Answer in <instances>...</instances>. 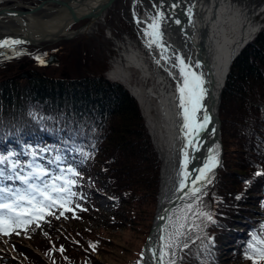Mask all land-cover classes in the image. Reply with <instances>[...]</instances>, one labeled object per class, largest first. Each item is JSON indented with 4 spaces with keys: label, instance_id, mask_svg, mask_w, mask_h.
<instances>
[{
    "label": "trees",
    "instance_id": "trees-1",
    "mask_svg": "<svg viewBox=\"0 0 264 264\" xmlns=\"http://www.w3.org/2000/svg\"><path fill=\"white\" fill-rule=\"evenodd\" d=\"M101 73L71 81L36 77L19 84L17 81L0 82V155L15 153L13 159L26 164L32 162L35 153L36 161L45 166L53 165L57 156L70 157L74 169L80 173L77 186L73 188L75 204L80 205L75 208V214L83 217L88 208H94L93 189L98 188L95 180L98 175L105 187H112L109 193L114 202L113 210L123 213L119 216L123 223L131 219L127 214L132 208L121 211L124 203L121 195L128 199L124 204L128 207L140 204L143 200L140 191L152 196L155 202L160 161L137 102L123 86L108 81ZM40 114L44 116L43 121L39 119ZM218 114L224 155L228 147L227 126L233 130L238 149L233 152L235 156L230 164L224 156L217 172L219 217L189 246V258L195 264H253L246 258V254H250L248 245L253 235H261L264 226V220L261 225L250 223L248 219L252 217L247 213L248 204L253 203L257 207L254 212L263 214L264 219V175H255L264 173V30L233 60ZM41 144L46 153L38 155L35 151ZM21 148L27 150L22 152ZM96 161L99 166L92 173ZM230 167L238 172L229 174ZM221 178L228 181L223 185L225 191L221 189L220 184L225 183ZM116 218L111 216V221ZM245 220L247 225L243 224ZM239 229L245 232L237 233ZM47 231L48 236H53V231ZM37 235L33 239L39 247L42 240L48 241V237ZM78 243L84 251L76 248L70 252L66 248L71 264H83L78 261L94 264L91 252L95 250L90 246L84 248L79 240ZM21 249L25 254L28 252V261L33 259L28 255L31 250ZM45 255V260L39 264H66L53 260L48 251Z\"/></svg>",
    "mask_w": 264,
    "mask_h": 264
},
{
    "label": "bare ground",
    "instance_id": "bare-ground-1",
    "mask_svg": "<svg viewBox=\"0 0 264 264\" xmlns=\"http://www.w3.org/2000/svg\"><path fill=\"white\" fill-rule=\"evenodd\" d=\"M105 1L69 2L66 8L59 9L61 12L53 19L46 20L45 24L34 15H28L29 21L26 24L20 18L14 19L18 25L17 32L13 36L6 34L0 40L4 38L21 40L18 36L28 35L29 38L40 42L61 33L63 36H69L71 29L66 28L69 23L78 22L79 16L84 13L87 16L94 15ZM132 2L133 22L144 34L151 23L149 18L157 12L164 13V19L160 24L163 48L158 44L149 46V40L144 35L142 44L147 56L140 58L128 51L127 47L124 49L117 44L120 55L112 61L111 69L106 76L111 81L124 84L136 98L142 107L143 117L161 158L157 210L150 238L142 254V264H158L153 253L161 250L164 244L161 237L169 233L171 222L187 204H196L217 179L221 165L214 168L210 174L211 183L202 186V193L198 194V199L190 198V183L184 191L180 190L181 173L187 171L190 177H197L198 170L203 168L209 156L215 155L217 159L223 157L218 114L221 94L233 56L257 32L258 12L250 5H245L244 0H158V3H147L144 13L138 10V3L141 0ZM104 13L93 21H90L91 17L85 18L82 33L87 34L94 30V26L101 22ZM177 20L180 23H176ZM178 58H183L186 64L192 65L205 82L204 111L198 115L202 118L207 114L210 122L196 139L195 147H186L187 140L182 130L183 116L177 92V85L181 82ZM123 63L127 67L138 69L141 76H136L135 80L129 79L128 73L120 66ZM197 64L198 68L195 67ZM185 151L188 160L186 169L183 163L186 158ZM103 188L109 191L107 187Z\"/></svg>",
    "mask_w": 264,
    "mask_h": 264
},
{
    "label": "rangeland",
    "instance_id": "rangeland-1",
    "mask_svg": "<svg viewBox=\"0 0 264 264\" xmlns=\"http://www.w3.org/2000/svg\"><path fill=\"white\" fill-rule=\"evenodd\" d=\"M6 1H9L10 5H6ZM6 1L2 2L1 5L14 8L17 7L16 5L23 4L24 6L30 7L32 4H36L41 1L47 2L48 0ZM20 1L22 4L20 3ZM244 1L245 5H250L253 10L258 12V16L256 19V24L259 28L258 32L263 31L264 0ZM150 2L158 3V0H141V2L138 3V10L140 11V13H144V9L146 8L147 3ZM51 4L48 5L49 8L53 6ZM131 9L132 0H115L114 3L105 11L104 16L101 18V22L94 26V30L89 31L87 34H78L69 39L66 36H59L60 40L56 42L40 43L39 46L43 48H53L57 45H60L62 42H65L64 49L62 50L65 52V55L60 56L59 54H56V56H58V61L46 68H41V66L39 65L40 62L35 58L36 55L33 57L29 55V50L36 51L39 49H34L33 47H29L27 45L19 49L16 48L14 51L8 49L4 51L3 49H0V54L2 53L0 55V82H11L10 77L16 76L17 79H14L13 81H17L18 84L19 82L23 83L26 79L24 77L26 76L27 72L29 73L30 71L36 73L34 74L35 78L32 80H35L36 77H45L57 81H71L82 78L84 76H92L96 74L99 75V72H102L101 74L104 76V74L108 73V71L111 69L112 61H114V59L120 55V53L117 51V44H120V46L124 49L127 47V50L133 52L136 56H139L140 58L143 56L145 58V56H147V52L143 50L142 44V40L144 39L145 34L142 30L137 29V25L133 22ZM49 13V11L39 12L38 16L44 17ZM55 15L56 14L53 13L50 16L54 17ZM45 18L50 17L46 16ZM85 22L86 20H83L76 25H72L71 30H77L78 28L83 26ZM17 28L18 25L16 22L12 21L11 23L10 21H6L4 23L0 21L1 31L10 29L12 32H17ZM2 35L3 34L0 35V38H2ZM71 50L73 52V55L71 54ZM17 53H23L28 56L24 57L25 59L19 60L17 59ZM23 60L24 62H28V68L30 71L28 70V68L25 70H17V67L22 63ZM147 65L149 68H151L149 64ZM120 66L128 73L129 79L131 78L132 80H135L136 76H141V72L134 67V69L131 67H127L124 63ZM11 67L14 68L15 71H10ZM29 75L31 76L32 74ZM22 83L20 84V86H22ZM122 85L136 101V98L131 94L126 86L124 84ZM137 106L143 118L144 126L146 130L149 131L146 119L143 117L142 107L139 105V103H137ZM39 119L43 121L44 116L40 114ZM232 131V128L229 126L225 128V142L227 145L228 141V147L225 155L223 150L221 164L223 163L224 156L228 161V164H230L235 156L233 155V152L238 149V146L236 145H238L239 143H236L237 140L234 138ZM153 147L160 161V181L162 162L157 147L154 144ZM21 150L26 151V149L22 148ZM39 150H41L40 152H44L43 146H40ZM63 160L65 164L71 163V160L65 157ZM94 164L96 165L93 168L92 173H94L96 171V167L98 168L99 166L98 161H96ZM27 170L28 169H25V171ZM229 172V174L235 175L234 172L238 171L235 168L230 167ZM50 173L53 172L50 171ZM226 178L229 180L228 175H226ZM226 178H221V181L223 180L225 181V183L220 184L221 189H223L224 191L226 190V186L223 185L228 182ZM217 179L213 181V184L208 187V189L202 194L199 201L196 202L199 210L210 213L212 215V219L215 222L219 217L218 205L220 201V191L217 187ZM95 180L97 182L98 188L93 189L94 208L88 211L85 216H77L76 218L73 217L72 219H70L67 214H65V217L67 218L60 217L59 219H56L55 216H46L45 221L40 222L39 228H37L35 224H33L26 232L21 231L20 235H0V264H39L40 261L43 262V260H45L46 258L45 251H48L49 254H52L53 260L71 264L72 262H70V260L66 256V248H69L70 252H72V250L76 248L84 251L81 249L78 240L82 243L84 248H86V246H89L90 244L95 245V251L91 252V257L94 258V264H136L135 261L138 259L140 260L139 264H142V251L151 233L150 231L152 229V225L156 215L160 183H158L155 202H152V196L145 194V191H140L139 194L141 195V199L143 198V200H141L140 204L130 205V207H128L124 205L128 202V199L122 195L120 196L124 202L122 204L121 211L126 212L129 208H132L131 212L127 214L128 216H131V219L127 222L124 221L123 223H121L120 217L121 215H123V213H116L117 211L115 212L112 209V207L114 206V202L110 200L109 193V191L111 192L112 187L109 188V191L104 189L103 181H101L102 178L98 175L97 177H95ZM18 186L23 187V185ZM238 187H240V185H238ZM248 208L250 210H247V213L253 219H248L250 223L254 221L257 222V225H261V223L263 222L262 220H264L262 216L263 214H257L254 212L257 207L253 205V203H249ZM52 211L55 212L54 209ZM59 212H55L56 215H59ZM113 215L117 216L115 221H111V216ZM131 221L133 222L131 223ZM195 224L199 225V229L194 230L189 234L190 238L187 241L189 243V246L197 239L201 238L207 227L209 226L208 228H210L214 223L206 220L203 217H200L198 219H195ZM243 224L247 225V220H245ZM45 229L53 231V236H48V231H45ZM172 230L173 229L171 225H169V233ZM236 232H241V229ZM237 233H235L233 236H235ZM37 234L48 237V241L42 240L40 242V247L38 246L36 239H33L34 237L38 236ZM30 236L32 237V239L29 238ZM61 246L64 248L63 253L58 251ZM226 247L233 248L231 245H227ZM18 248H28L29 251L31 250V253L28 255L31 258L33 257V259H30L28 261V258H26L24 254L18 250ZM189 256H191L190 247L188 249H184L183 251L177 249L176 264H195L196 262L194 263V260L190 259ZM72 257L73 256L71 255V259ZM79 257H84V255L79 254ZM78 262L84 264L83 261ZM260 262V264L264 263V261ZM226 263L230 264L229 262ZM231 264L247 263L234 262Z\"/></svg>",
    "mask_w": 264,
    "mask_h": 264
},
{
    "label": "snow or ice",
    "instance_id": "snow-or-ice-1",
    "mask_svg": "<svg viewBox=\"0 0 264 264\" xmlns=\"http://www.w3.org/2000/svg\"><path fill=\"white\" fill-rule=\"evenodd\" d=\"M149 19L151 23L145 29L149 46L158 44L163 48V32L160 30V24L164 19V13L157 12ZM176 23H180L179 20ZM19 43L21 41L18 39L4 38L0 40V48H11ZM37 59L40 58L37 57ZM178 60L181 82L177 85V92L183 116L182 130L187 140L186 147H195L196 139L201 132L206 130V126L210 122V117L207 114H204L202 118L198 115L204 111L205 82L202 75L198 74L192 65L186 64L183 58H178ZM44 62L43 59H40L41 64ZM195 67L198 68L199 65L197 64ZM184 154L186 169L188 165L187 152L185 151ZM15 155V153L0 155V235H20L21 231L26 232L33 224L39 228L40 222L45 221L46 216H55L56 219L67 218L65 212H74V207H80L79 204L74 207L72 205V200L76 196L73 188L77 186V180L80 178L78 171L69 166L59 169V175H53L36 161L35 153L32 162L26 164H22L19 159H13ZM55 159L57 163L61 161L59 156ZM218 165L219 161L216 156L211 155L207 158L203 168L198 170L199 176L190 177L189 173L184 171L181 173L180 190L184 191L190 183L189 196L198 199V194L202 193V186L211 183L210 174ZM25 169L28 170L25 171ZM255 175H264V173H255ZM18 185H23V187ZM52 209H63V211L56 215ZM81 210L86 211V209ZM200 217L215 223L210 213L199 210L198 205L193 203L187 204L176 216L175 220L171 222L173 230L161 237L164 240L161 250L153 253L158 264H176L177 249L183 251L189 248L187 242L190 238L189 234L199 229V225L195 224V219ZM89 246L95 250L94 244ZM248 249L250 254H246V258L252 260L253 264L264 261V226L261 228V235L251 237ZM58 251L63 253L64 248L61 246Z\"/></svg>",
    "mask_w": 264,
    "mask_h": 264
},
{
    "label": "flooded vegetation",
    "instance_id": "flooded-vegetation-1",
    "mask_svg": "<svg viewBox=\"0 0 264 264\" xmlns=\"http://www.w3.org/2000/svg\"><path fill=\"white\" fill-rule=\"evenodd\" d=\"M4 1H6V0H0V11H4L6 13H10L11 11H13V12H29V11L33 10L34 8H37L38 6L42 5V7L39 8L37 11H35V13L32 14V15H34L35 18H37L39 21H41V23L45 24L44 22L46 20L53 19L54 17H56L61 12V10H59V9L66 8L69 2L72 3L75 0H59V3L54 2L55 0H48L47 2L41 1V2H38L36 4H32L30 7L29 6H24V4H23V5H16L17 7H14V8L1 5V3L4 2ZM20 3H21V1H20ZM51 3H53V4H51ZM5 4L6 5H10L9 4V1H6ZM50 4L53 5V6L49 8L48 5H50ZM43 11H49L50 13L47 14L46 16H49L50 18H45L46 16H44V17L38 16V13L39 12H43ZM53 13H55L56 15L54 17L50 16ZM18 18H20L21 21L24 22V24H26V22L29 21V18L28 17H0V21H2L4 23L6 21H10L12 23V21L14 22V19H18ZM81 21H83V20H81ZM81 21H78L76 23H74V22L69 23L67 25V26L70 25L68 27V29L70 30L72 25H76V24L80 23ZM21 26H20V29H21ZM0 33H3V34L7 33V34H9L11 36H13V34H14L10 29L4 30V31L3 30L2 31L0 30ZM46 41H47V43L53 42L51 40H46ZM64 43L65 42H62L60 45H57V46H55L53 48H43V47L40 46V47H38L39 50H36V51L29 50V52H30V54H32L31 57H33V56L36 55L35 58L39 62H40V59H43L45 62L43 64L40 63L39 65L41 66V68H46V67H48L50 65H53V63L55 64L58 61V59H57L58 56H56V54H59L60 56H62V55L64 56L65 55V52L62 51L64 49V46H65ZM15 46H16L15 49L16 48H20L19 47V44L15 45ZM10 49L11 48H9V50ZM17 54H18V56H17L18 58L17 59H19V60L25 59L24 57L28 56V55H25L23 53H17ZM71 54L73 55L72 50H71ZM37 57H39L40 59H37ZM21 66H22V69H20ZM27 68H28V62H24V60H23L22 63L17 67V70L18 71L19 70H25ZM13 69L14 68L11 67L10 71H15V69L14 70ZM28 70H29V68H28ZM30 74H32L29 77L30 80H32L33 78H35V75H34V74H36L35 72L30 71ZM14 79H17V77L16 76L10 77V80L11 81H13ZM8 80H9V78H8Z\"/></svg>",
    "mask_w": 264,
    "mask_h": 264
},
{
    "label": "water",
    "instance_id": "water-1",
    "mask_svg": "<svg viewBox=\"0 0 264 264\" xmlns=\"http://www.w3.org/2000/svg\"><path fill=\"white\" fill-rule=\"evenodd\" d=\"M115 0H106L99 8H98V10H97V12L94 14V15H91V16H87L86 15V13H84L82 16H79V18H78V21L79 20H84L85 18H88V17H91V19H90V21H93V20H95V19H97L98 17H99V15L101 14V13H103V12H105L111 5H112V3L114 2ZM54 2H56V3H59V0H55ZM42 7V5H40V6H38L37 8H34L33 10H31V11H29V12H13V11H11L10 13H6V12H4V11H0V17H2V16H4V17H6V16H9V17H28V15H32V14H34L35 13V11H37L39 8H41ZM89 20V19H88ZM74 23H76V22H74ZM69 26H67L66 28H68ZM84 30H82V26L80 27V28H78L77 30H75V31H72V32H70L71 34L69 35V36H66V37H68V39L69 38H73L74 36H76V35H78V34H83L82 32H83ZM60 35H63L62 33L61 34H59V35H57V36H54L53 38H48V39H44V40H41V42L42 41H46V40H51V41H53V42H55V41H58L59 39H58V36H60ZM20 39H23V40H27V41H29L32 45H37V43H39V42H37V41H35L34 39H32V38H29V36L28 35H26L25 37H20ZM234 59V58H233ZM24 77V76H23ZM23 77H21V78H23ZM29 77H30V75H29V73H27V75L24 77V78H26V79H29ZM219 127H220V121H219ZM219 132L217 131V134H218ZM218 161H219V165L221 164V162H222V159H218ZM183 163H184V161H183ZM218 165V166H219ZM217 166V167H218ZM181 187V186H180ZM153 227V226H152ZM152 230V229H151ZM151 232V231H150ZM151 234V233H150ZM149 238H150V235H149V237H148V239H147V242H148V240H149ZM147 242H146V244H147ZM146 246V245H145ZM145 246H144V248H143V251H142V254H144V251H145Z\"/></svg>",
    "mask_w": 264,
    "mask_h": 264
}]
</instances>
